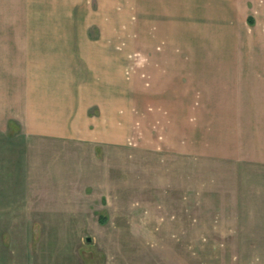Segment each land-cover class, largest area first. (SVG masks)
<instances>
[{
  "label": "rangeland",
  "instance_id": "obj_1",
  "mask_svg": "<svg viewBox=\"0 0 264 264\" xmlns=\"http://www.w3.org/2000/svg\"><path fill=\"white\" fill-rule=\"evenodd\" d=\"M39 1L0 47L70 102L0 135V264H264V0Z\"/></svg>",
  "mask_w": 264,
  "mask_h": 264
},
{
  "label": "crops",
  "instance_id": "obj_2",
  "mask_svg": "<svg viewBox=\"0 0 264 264\" xmlns=\"http://www.w3.org/2000/svg\"><path fill=\"white\" fill-rule=\"evenodd\" d=\"M158 3H161V1H158ZM59 8L53 3L43 1L23 3L21 5H3L0 3V26L76 24L70 18L62 19L64 22L60 23L61 18L43 16V10L53 11ZM70 8L76 9L72 6ZM157 9H163L162 3L157 5ZM207 9L209 8L204 10ZM8 11L13 12L9 13ZM183 23L184 21L181 24ZM9 47L5 45L0 47V135L5 133V130L8 134L19 127L22 130L21 132L24 130V137L26 138L28 137V131L31 132V135H38V133L43 132L44 128H49L45 127L49 123L56 127L61 122V119L65 120L64 116L70 102L69 94L60 93L57 82H46L42 70L38 69V65L31 69L30 81L27 64L26 66H20V73H11L13 72L11 68L13 56L12 49L9 50ZM24 51L26 53V49ZM46 52H52V50ZM20 56L24 57L22 54ZM17 74H20L19 78ZM252 84L254 85V83ZM251 85L250 87L254 88ZM54 129V127L51 128L52 131Z\"/></svg>",
  "mask_w": 264,
  "mask_h": 264
}]
</instances>
